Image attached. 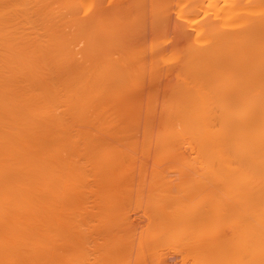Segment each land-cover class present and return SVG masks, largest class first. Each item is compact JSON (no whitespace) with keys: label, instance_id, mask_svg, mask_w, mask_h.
<instances>
[{"label":"bare ground","instance_id":"1","mask_svg":"<svg viewBox=\"0 0 264 264\" xmlns=\"http://www.w3.org/2000/svg\"><path fill=\"white\" fill-rule=\"evenodd\" d=\"M41 1L44 0H38V3L33 4L34 0H0V264H65L62 252L63 239L66 228H69L72 223L69 212L76 208L74 201L76 193L83 187L85 170L83 166H89L94 174L96 173L105 180L101 192L111 193L118 189V184L113 179L119 176L120 169L135 160L134 156L117 150L111 145L112 143L107 142H135L134 133L129 136L128 132L132 130V119L139 109H136L137 106H135L134 110L123 104L121 99L125 97L124 92L118 88L116 90L110 88L112 85H116L118 80L109 78L106 71H96V69L89 71L83 65H70L61 60V56L62 59H65L62 53L63 43L57 39L56 33L50 34L44 28L43 31L41 29L40 31L33 26L35 20H33V12L38 13L39 11L37 9L34 11V8L39 5L38 9L41 10L40 7L43 5ZM212 1H214L213 5L217 6L216 1ZM226 1L224 5L222 2L220 3V7H222L221 4L223 5L221 9L224 11H218L219 8L216 11L218 14L224 12L221 16L223 19L225 17V20H229L227 25H231L233 21H230L232 20L230 17L240 7H235L234 4L239 0H236L235 3L230 2L233 0ZM228 1L231 5L233 4L232 7L227 4ZM201 2L195 4L198 6H195L198 11L205 9V4ZM109 5L107 4L105 7L113 10L115 4ZM250 6L247 4L249 10L245 9L252 10ZM106 8L104 9L106 10ZM254 8V12H256L257 7ZM195 12L187 13V19L193 23L198 22L194 16ZM221 16L220 18H222ZM217 21L221 23L222 19ZM253 22L255 21L253 20ZM212 23L210 22L209 25ZM197 24H201V22ZM223 24H226L225 21H222L221 25ZM243 24L241 23V25ZM183 27L188 26L183 25ZM202 27L200 28L202 29ZM221 27L220 29L224 28ZM226 27L221 30V35L218 34L219 37L217 34L212 36L215 37L214 41L217 44L214 43L215 46L212 44L214 41L208 46L196 42L195 45L179 46L169 54V59L171 58L173 63L169 67L170 72L167 73L170 74L169 78L165 77L166 81L164 80V93L160 108L154 103L156 105L147 109L146 112L153 115L158 113L161 118L163 129L157 135L158 142H163L166 147L171 142H187L190 145L193 155L181 153L174 155V158H189L200 163L202 167H209L221 172L224 182L232 187L233 197L231 200L233 202L229 203L228 207H226L227 204L225 206L215 202V197L212 199L215 190L210 192L211 188H208L209 191L208 189V192L205 191V196L202 193L203 200H206L205 204L209 202L207 213H204L206 212L204 211L205 204L202 205L204 207L203 215L208 214L209 218L204 220L208 217L204 216L203 219L201 218L203 220L201 223L198 221L199 215L202 214L201 211L200 214H195L198 220L191 213L190 216L196 221L189 219L190 216L184 214L187 210L182 213H180L182 210L178 211L180 216L185 215L183 217H186V222L193 220L189 223L190 225L187 224L189 229L187 226L186 228L194 232L195 237L191 235L195 238L194 242V238H189L192 239L191 243L197 244L194 248L197 254L200 252L201 257V252H204L206 257L202 256V258H205L204 263L208 264L210 261H212L211 264H264V139H261L264 135V127H262L264 122L260 124L262 128H259V124L255 128L254 124L259 120L254 118L252 120L256 122L251 121L250 123L254 127L253 129L246 126V123L243 126L241 118L242 121L244 120L243 122H247V116L246 120L242 116L245 113L249 114L244 109L248 105L247 108L250 107L246 101L247 99L250 101V99L247 97L245 100L243 99L245 96H242L240 101H246L245 104L239 102L240 96L237 98H231L232 95L225 97L227 92H224V86L225 90L229 88L228 84L231 85L230 87L233 84V90L236 84L238 86V75L237 79H233L232 76L236 75L234 72H237L238 64L241 62L240 60L238 63L235 62L238 58L233 59L235 54L238 57L237 53L240 49L237 50V53L235 50L232 55L229 54L230 46L228 54L233 58L228 56L229 60L227 61L228 54L225 52L227 53L228 49L226 50V47L223 46H227V44L221 41H230L228 45L234 44L233 47H235L236 44L235 48L238 49L237 41L240 31L237 32L238 27L237 29H227L225 32ZM213 28L215 29V27ZM232 31L238 39L235 42L231 41L235 37L230 35ZM213 33L215 32L211 34ZM193 37L191 38L194 39ZM212 37L211 39H213ZM247 49H249L248 46ZM222 58H224L223 61ZM261 58H264V55ZM169 59L168 61L171 60ZM230 60L231 62L235 60L234 64L236 66L237 63V70L235 66H232L235 71L232 69ZM223 62L227 63V67ZM222 65H225V69L221 68ZM108 68L107 70L110 69ZM229 68L234 72L232 73ZM226 69L230 72L228 73ZM224 73L225 75H223ZM230 73L232 75H229ZM222 76L225 79H222ZM240 76L242 75L240 74ZM257 87L254 88V90L256 89L255 94L251 93V99L253 100L254 96L258 97L257 95H259L262 99L258 98L264 100V96H262L264 94L260 92L262 94L260 95V90H257ZM251 90L253 91V88ZM246 93L248 94V91ZM150 98L152 101L154 96L151 95ZM119 101H122L123 105L119 104ZM134 104L137 105V103ZM252 106L250 111L254 112L255 108ZM242 107H244V111L241 109ZM255 107L257 106L255 105ZM262 108L259 107L258 110ZM120 131L122 133L125 131L128 134L127 137L132 139L126 137L128 141L119 140L125 139V135L121 138L117 136V132ZM253 131L254 133H252ZM256 132H261V137ZM251 133L254 134L253 136L260 137L261 142L250 138ZM105 134L109 138H106ZM80 144L83 150L81 152L77 150V146ZM82 160L83 162H81ZM127 162L128 164H126ZM202 196L200 199L203 198ZM206 196L208 199H205ZM203 200L201 202L204 203ZM229 211L232 216L235 215L233 222H235L236 228L233 225L235 229L233 231L232 228L233 235L231 238L223 240L222 237L219 238V228L218 230L214 229L216 226L213 225L214 228L211 226L210 229L208 225L214 216H221ZM178 212L175 214L177 215ZM227 214L230 216L229 213ZM180 216L176 220H182L183 218ZM147 225L149 226V224ZM126 226L128 225H125V228ZM205 227L208 229L206 230ZM151 231L152 229L149 232ZM183 231L179 233V236ZM207 231L213 233L209 234L210 232ZM189 234L190 232H188ZM159 239L158 241H160ZM187 240L185 239V241ZM179 245L174 244L173 247L177 249ZM185 245L187 247V244ZM192 245L188 246L192 247ZM192 255V252L189 253V256ZM210 258L211 260H209ZM135 259L140 260L138 257ZM115 260L117 259L115 258ZM140 261L142 262V260ZM148 261L150 262V260ZM198 261L203 262L202 260ZM120 264L123 263L120 262Z\"/></svg>","mask_w":264,"mask_h":264},{"label":"rangeland","instance_id":"2","mask_svg":"<svg viewBox=\"0 0 264 264\" xmlns=\"http://www.w3.org/2000/svg\"><path fill=\"white\" fill-rule=\"evenodd\" d=\"M202 1L203 2L199 0H44L41 1V3L44 5V2H46V5H44V7L40 4L41 10L38 9L39 5L37 8L34 6V11L35 9L39 10L38 13L33 12V20L35 19L33 23L34 28L37 30L41 29L42 31L43 28L44 30L47 29L48 31H46L50 34L56 33L58 36L57 39L61 40L63 43L62 53L65 58L62 59L61 56L63 62L70 65H83L89 69V71L93 69H96V71H106L109 78L118 80V83L112 85L110 88L112 90L118 88L120 91L122 90L124 92L123 94L125 97L121 99L123 100V104L134 110L135 108L139 109L132 119V124L135 129L132 126V130L128 132L129 136L132 133L136 135L135 137L133 134L135 142H107L110 144L112 143L111 145L117 150L135 157V160L126 167L121 168L119 176L113 179L118 184V189L111 193L101 192V187L105 183V180L100 178L96 173L94 174L89 166H83L85 169L83 187L76 193V198L74 199L76 208L69 212L72 223L69 228H66L65 238L63 239L62 252L65 264H120V262L123 264H208L204 263L205 258H202V256L206 254L201 252L200 257V252L197 254V251L194 250L195 245L197 246L196 243L193 244L195 240L194 232H192V230H187V228L189 229V223L195 220L193 217L195 216L194 218H197L195 214H200L202 212L198 217L200 219H196L199 223L203 222L201 218L203 219L204 216H208V214L203 215L209 203L205 204L206 200H203L205 191H207L208 188H211L210 192L215 190L212 196V199L215 197V202L225 206L227 204L226 207H228L229 203L233 202L231 200L233 197L232 187L224 182L223 173L214 169L212 170L209 167H202L200 163L192 161L189 158H174V155L181 153L184 155H193L190 145H188L187 142H171L170 145L166 147L163 142H158L157 135L161 133L163 129L161 118H159L158 113H156L157 115H153L146 112V110L150 107L152 108L156 104L157 107L160 108L159 106L161 105V99L164 93V80L166 81V79L169 78L170 74L168 75L167 73L170 72L169 67L173 63L172 59H169V54L172 53V51L174 52V49L176 50L179 46L195 45L196 42L201 45L207 44L206 46H208L215 40V37L212 36L214 34V36H216V34L217 36L218 34L221 35V30L225 29L226 26L225 32L227 29L231 30L239 27L237 31H240V36L238 35L239 40L236 38V35H234L233 31L232 34H230L233 35V37L235 36L234 38L232 37L233 39L230 38L231 41L235 42V40H238V49L235 48L236 44L235 47H233L234 44L231 43V45H228L230 41H221L227 44V46L223 45L224 48L226 47V50L229 46L231 49L230 52L228 49L225 54H228V52L232 54L235 50L237 53V50L240 49L237 53L238 57L235 56L236 54H232L234 58L229 54L226 57L230 56V58L232 57L233 59L238 58V60H234L237 63L239 60L241 61L238 64V70L236 67L237 63L235 66L234 61H229V63L231 62V67L235 66L237 72L239 71L242 76H240L239 73L237 74V72L235 73L233 67L232 69L234 71L229 68L232 73L234 72V74H236L232 76L233 79H237L238 77V86L237 84L234 85L239 88L237 89L234 86L235 88L233 90V84L232 87L228 84L229 88L225 90L226 87L223 85L224 92H227L225 93V97L232 95L231 98H237L240 96L241 98L238 99L239 102H244L240 101L243 98L242 96H245L243 98L245 100L248 97L250 101L248 99L246 101H248L250 107L247 108L248 105L244 110H247L246 112L249 114L243 112L245 113L243 114L245 117L242 116V114L241 116L245 120L251 117V120L247 119V122H243L244 120L242 121L241 118L242 125L245 126L246 123V126L253 129L254 127H252L250 123L251 121L255 123L256 121L252 120L255 118V120H262L261 122L258 121L259 123H253L255 128L258 126L259 128L264 127L262 126L264 125L262 124V122H264V111H261L264 109L262 108L264 107V100H260L259 98L261 97L259 95H257L259 98L254 96L255 98L253 100L251 99V95L255 94L254 91L256 89L254 90V88H256V86H258L257 90H260L259 94H264V91H262L264 90V85H262L264 84L262 83L264 82V78H262L264 77V75H262L264 74V58H261L262 55H264V32H262L264 31V26H262L264 25V22H262L264 21V0H237L238 3H235L236 0L230 1L235 3V7L240 6L239 10L237 9V12H235L237 15L235 13L232 14L233 16L231 15L230 19L232 20L230 21H233V23L231 22V25L229 24L230 26L227 25L229 20L227 21L225 17L223 19L221 16L224 12L218 14L216 11L218 8L220 9L218 11H224L221 8H223L226 0H215L217 6L213 5L214 1L212 0ZM199 2L205 4V9H199V11L195 9L198 7L195 4H199ZM221 2L223 4H221L222 7H220ZM35 3H38V0H34L33 4ZM107 4H115V9L109 10L105 7ZM227 4H230L229 6L231 7L233 6L229 1ZM247 4L249 6L252 4V6L254 5V7H257L256 12H254L255 8L253 7V9L252 6H250L252 10L248 11L249 8ZM206 6L208 7L207 9ZM104 8H106V10ZM245 8H248V10ZM191 12H195L194 16L198 22L193 23L190 19H187V13ZM198 15H203V17ZM220 16L222 18H220ZM235 16L236 18H233ZM214 18H216V20H214ZM219 19L220 21L221 19L225 21L226 24L221 25L222 21L221 23L217 21ZM238 20L240 22H237ZM253 20L255 22H253ZM199 21L201 24H197L200 23ZM208 21L213 23L209 25L210 22ZM235 21L236 23H234ZM217 22L219 26L221 25L224 28L221 26L222 29H220V27L217 28ZM241 23L244 24L241 25ZM183 25H187L188 27H183ZM212 26L215 27V29ZM200 27H202V29ZM187 30L190 31L191 34L194 32L192 34L194 39L191 38L192 36ZM217 30H219V33ZM212 32L215 33L211 34ZM109 34H111V36H109ZM211 37L213 39H211ZM214 43L215 41L212 43L213 46L216 44ZM246 44L249 49H247ZM224 58H222V61ZM168 59L170 61H168ZM228 60L229 57L227 61ZM225 62L223 63L226 64V66L222 65L221 68H224V66L227 67V63ZM255 62L257 63L256 66ZM228 65L230 66V64ZM107 68L109 70H107ZM229 70H227L228 73L230 72ZM223 75H225V73ZM229 75L232 74L230 73ZM225 77L227 78L228 76ZM222 79H225L224 76H222ZM222 82L224 84V81ZM225 83H227V81ZM230 88L232 90H228ZM240 88H243L244 91ZM250 88H253V91ZM228 91L233 92L228 93ZM236 91L238 92L236 93ZM240 91L241 93L243 92V94H241ZM247 91L248 94L246 93ZM151 95L154 96L152 101L150 98ZM134 103H137V105ZM119 104H122V101H119ZM251 105L255 108V114H253V111H250ZM255 105L257 107H255ZM259 107L262 109L258 110ZM243 108L244 107L241 109L243 110ZM145 120H147L148 123H146L147 121ZM118 130L120 129L118 128ZM123 132L124 133L121 131L117 132V136L120 138L125 135V139L119 140L128 141V138L132 139L129 136L127 137L128 134L125 131ZM252 133H254V131ZM252 133L249 137L257 140V142H261V139H264L262 138L264 135H262L261 132H256L260 137L262 135L261 139L258 136H253L254 134ZM105 137L109 138L107 134H105ZM77 150L80 152L83 151L81 144L77 146ZM81 162H83V160ZM126 164H128V162ZM202 193L204 196H202ZM201 196L203 197L202 199H200ZM207 197L208 196H206L205 199ZM209 198L211 200V197ZM202 200L204 203L201 202ZM203 204H205V209L202 207ZM180 210L182 211L180 212ZM175 211H179L180 213L186 211L187 213L185 212L184 214L188 217L193 213V217H189V219L191 218L193 220H188L186 222V217H183L185 215L180 216L179 212L176 215ZM207 212L208 210L204 213ZM227 213L230 214V211ZM227 213L225 212V214L221 216H214L215 219L213 218L212 222L208 225L210 229L213 225L216 226V228L213 227L214 229L218 230L219 228V238L222 237L223 240L231 238L234 233L231 232L232 228L233 231H235L233 227L235 224V222H233L235 217L233 216L235 215L233 214L232 216V214H230L229 216ZM178 216L183 219L176 220L179 219ZM207 218H209V216L204 218V220ZM148 221H150V223H148ZM163 222L164 224H162ZM147 224H149V226ZM187 224L189 225L187 226ZM125 225L128 226L125 228ZM166 225L167 227H165ZM207 227H205L206 230L208 229ZM127 228L130 229V232ZM146 228L149 231L152 229V231H146ZM183 230L190 232V234L188 235V232ZM181 231H183V233H181L183 235L180 234V237L179 233ZM212 233L210 232L209 234ZM184 235H187L188 238ZM191 235L194 237H191ZM189 237L194 238L192 243L190 242L192 239ZM158 238H160V241H158ZM185 239L189 240L185 241ZM181 242H183V247L179 245ZM174 244L179 245L177 249L173 247ZM185 244H187V247ZM188 245H192V247ZM188 250L190 254L191 252L193 253L192 256L197 254L201 259L197 255L193 258L196 257L197 260H202L203 262L195 261L196 258L193 259L192 256H189ZM137 251L139 252L137 253ZM161 253L162 255H160ZM137 257L142 260V262L138 259L137 261L135 259ZM115 258L117 260H115ZM148 260H150V262ZM209 260H211V258ZM212 260H215V258H212ZM207 261L208 259L206 262ZM211 262L212 261H210V264Z\"/></svg>","mask_w":264,"mask_h":264}]
</instances>
